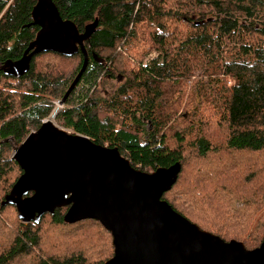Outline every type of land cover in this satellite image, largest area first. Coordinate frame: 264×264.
Returning <instances> with one entry per match:
<instances>
[{"label":"trees","instance_id":"16d2710c","mask_svg":"<svg viewBox=\"0 0 264 264\" xmlns=\"http://www.w3.org/2000/svg\"><path fill=\"white\" fill-rule=\"evenodd\" d=\"M36 1L0 0V63L20 58L34 38L38 27L29 24ZM52 1L60 16L81 31L98 19L85 43L86 68L67 97V107L55 115L57 123L95 143L117 147L145 172L180 162L177 181L162 199L225 241H241L247 249L258 246L264 234V219L257 222L255 217H264V0H175L169 7L167 0ZM140 30L143 57L157 53L146 64L119 47L127 50ZM52 57L64 67H57ZM127 61H134L133 67ZM82 64L80 52L68 57L49 51L34 55L21 76L0 71V264H22L26 258L31 264H102L113 255L111 234L99 221L64 222L68 206L45 213L38 222L22 223L13 205H1L22 172L9 158L11 143L18 145L39 128L53 112L49 97L60 100ZM119 73L122 84H111ZM176 92L178 100L173 98ZM177 104L182 109L178 123L173 118ZM241 152L261 153L260 170L251 161H237ZM209 153L230 156L227 164L226 158L218 160L220 179L207 178L210 190L196 181L197 191L204 194L197 207L174 203L171 194L185 156ZM7 208L12 221L3 218ZM90 226L88 237L81 239L76 232ZM70 249L75 252L66 254Z\"/></svg>","mask_w":264,"mask_h":264},{"label":"water","instance_id":"95a60500","mask_svg":"<svg viewBox=\"0 0 264 264\" xmlns=\"http://www.w3.org/2000/svg\"><path fill=\"white\" fill-rule=\"evenodd\" d=\"M31 19L29 25L38 27L34 38L20 58L1 62L0 71L18 77L30 69L36 54L82 53L79 72L57 101L63 107L86 68L85 43L98 19L81 31L60 16L52 0H37ZM53 112L59 113L55 108ZM46 118L11 157L22 172L1 205H13L22 223L38 222L45 213L66 206L65 223L99 221L113 246V255L102 264H264V234L258 246L247 249L241 241H225L201 229L162 199L177 181L180 162L145 172L133 167L117 147L95 143Z\"/></svg>","mask_w":264,"mask_h":264},{"label":"rangeland","instance_id":"374dc122","mask_svg":"<svg viewBox=\"0 0 264 264\" xmlns=\"http://www.w3.org/2000/svg\"><path fill=\"white\" fill-rule=\"evenodd\" d=\"M174 1L175 0H167V1H165L166 7L173 6ZM143 36H144V31L140 30L139 34H138V37L136 36V38L133 41H131L129 43V45L126 46L127 50H124L121 47V45L119 47H120V52H122V53L125 52L127 57L133 58L135 60L137 58L142 57L143 58V63L146 64L157 53H156L155 50H153L151 53H148L145 57H143V53H144V51L146 49V46L144 45V41H143ZM51 59L54 62V64L57 63V65H56L57 67H61V69L64 67V66L61 65L60 62H58V60H56V57H52ZM134 63H135L134 61H131V63L127 61V66L129 65V67L131 68V67H133ZM56 70H58V69H56ZM198 75H199V73L196 74V76H198ZM104 81H105V78H104ZM123 81H124V76L122 77V75L119 73V74H117L115 76V78L111 79V84H116L118 86V85H121ZM188 85H189L188 83L184 84V86H188ZM98 88H99L100 93L102 95H106L107 94L106 90L101 88V85H99ZM186 91H188V90L186 89ZM174 97H176L175 99L178 100V92L173 94V98ZM182 99L183 98H181V100ZM49 100L54 104V108L58 107L59 113L62 111L63 108L67 107V106L64 105L63 107L59 108V105L56 104L59 99H54L52 97H49ZM184 100H185V98H184ZM175 103H176V101L174 102V105H175ZM181 110L182 109L178 108V104H177V106L175 107V110L173 112L174 113L173 114V118L177 119V123H178V120H179L178 115H180ZM53 120H54L53 123H56L58 126H60L57 123V121H56V117ZM146 127L149 128L148 126H146ZM62 128H64V127H62ZM206 128H207L206 135L209 137V135L212 133V131L208 127H206ZM64 129H67L70 132H74L70 128H64ZM216 129L221 134H224L225 130H223L221 127H217ZM11 146H12V148H11V150L9 152V158L12 157L13 149L17 145H15L12 142ZM217 155H219V154H217ZM217 155L209 153L206 156L205 155H200V154H196V155H192V156L187 154L185 156L186 158L182 162L183 163V172H182V174H181V176H180V178L178 180V183L173 188L172 194H171L174 203L183 204V205L187 206L188 208H190L192 206L193 207H197V203H199L203 199V195L204 194L202 192H200V191H197L198 187L196 185V181L202 180L203 181L202 182L203 186L210 190V188L208 186V179L207 178H209V181H213V182H216L218 179H220V177H219L220 174L218 172V168L220 167L222 162H220L218 160L226 158V161L224 160L225 164H227V162H229L228 161V157H230V156H228V154L225 155V156H222L221 158H219ZM260 155H261V153L241 152L240 155H236V160L237 161H240V160L251 161L254 164H256L258 169L260 170V165L262 164V162H260V160H261V156ZM146 172H148V171H146ZM214 172H217V173H214ZM202 174L204 176H201ZM253 174L255 175L254 179H256V173H250V175H253ZM193 187H194V191H191L193 189ZM229 189H233V187L231 185H229ZM1 193H2V191H0V195H1ZM236 193H238V191H236ZM192 195L194 197H196V198H192ZM6 213L8 215H11V217H8V215ZM257 214L255 215V217H257V222H261L262 219H264V217H262L261 214L260 215H257ZM2 215H3V218L6 217V218H9L11 221L13 220V216H12L13 212H12V210H10L8 208H7L6 212L2 213ZM3 218H2V223H3L4 227L7 228L8 231L10 230L12 232V230L14 228L9 223H7V221L4 222ZM19 222H21V221H19ZM85 224H86V222L80 224V226H84ZM92 227L93 226H90L89 228L82 227L76 233H77V235H80L81 239H84V238L88 237L89 233L92 231ZM250 227H251V225H250ZM249 230H250V228H249ZM58 231H59V227H58ZM255 232H256V236L259 235V233H260L259 230H256ZM55 235H56V237L58 239L59 235L58 234H55ZM66 237L71 238L69 236V234H67ZM81 239H80V243H83V242H81ZM49 240L52 241L50 238H49ZM54 242H56V240H54ZM75 243H76V241H73L71 244L75 245ZM69 245L70 244L68 243L67 247ZM43 248L44 249H48V250H52V249H49V247H46L45 245H44ZM71 252H75L74 249L65 250L66 254H69ZM91 252H95V251H91ZM93 260H94L93 257L88 258L89 262H92ZM22 264H31V260L29 258H26L25 260H23Z\"/></svg>","mask_w":264,"mask_h":264},{"label":"bare ground","instance_id":"6f19581e","mask_svg":"<svg viewBox=\"0 0 264 264\" xmlns=\"http://www.w3.org/2000/svg\"><path fill=\"white\" fill-rule=\"evenodd\" d=\"M58 105V104H57ZM56 109V113L58 112V107H56L55 108ZM55 111V110H54ZM54 117H55V115H54V112H52L46 119L48 120V121H52V122H54Z\"/></svg>","mask_w":264,"mask_h":264},{"label":"built area","instance_id":"2783aa9c","mask_svg":"<svg viewBox=\"0 0 264 264\" xmlns=\"http://www.w3.org/2000/svg\"><path fill=\"white\" fill-rule=\"evenodd\" d=\"M56 104H58V103H56Z\"/></svg>","mask_w":264,"mask_h":264}]
</instances>
